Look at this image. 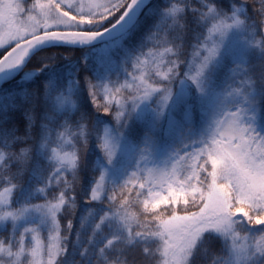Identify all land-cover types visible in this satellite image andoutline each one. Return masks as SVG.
I'll use <instances>...</instances> for the list:
<instances>
[{
  "label": "snow or ice",
  "instance_id": "obj_1",
  "mask_svg": "<svg viewBox=\"0 0 264 264\" xmlns=\"http://www.w3.org/2000/svg\"><path fill=\"white\" fill-rule=\"evenodd\" d=\"M255 4L0 0V264H264Z\"/></svg>",
  "mask_w": 264,
  "mask_h": 264
},
{
  "label": "trees",
  "instance_id": "obj_2",
  "mask_svg": "<svg viewBox=\"0 0 264 264\" xmlns=\"http://www.w3.org/2000/svg\"><path fill=\"white\" fill-rule=\"evenodd\" d=\"M256 6H258V5L255 4V0H249V14L250 15L253 14L251 12V8L252 7H256ZM71 55L76 56V55H78V53H72ZM0 56H1V54H0ZM31 67H32V65H29V68H31ZM27 70L28 69H25V71H27ZM259 71H260V69L257 68V72H259ZM17 79H19V77H17ZM113 79H115V76L113 77ZM121 79H123V77H121ZM34 86L35 85H32L30 83L27 84V85H25V87H27L29 90H31ZM4 87L5 88H13V89H15L17 87L16 81H12L10 84L4 85ZM81 101H82V103H84L85 105H87L90 110H94V109L91 108V101H90L89 98L86 97V95H84V96L81 97ZM100 112L102 113L103 112V109H100ZM14 119L16 120L17 123H19L21 125V127L23 126V117H22V115L20 113H15L14 114ZM88 149H89V155L94 156L96 154V148H95V146H94V144H93V142L91 140L89 141ZM33 202L34 203H42L43 201L42 200H35ZM80 210H82V206H81V209ZM67 218L70 219L72 217L68 216ZM65 223H66V219H62L61 220V224L63 225ZM76 223L77 222L74 220V224H76ZM9 231H10V229H9ZM7 234H8L7 232H0V238H3L5 236H7ZM41 238L44 239L45 240V243H46L47 242V233L46 232H42L41 233Z\"/></svg>",
  "mask_w": 264,
  "mask_h": 264
},
{
  "label": "rangeland",
  "instance_id": "obj_3",
  "mask_svg": "<svg viewBox=\"0 0 264 264\" xmlns=\"http://www.w3.org/2000/svg\"><path fill=\"white\" fill-rule=\"evenodd\" d=\"M29 2H31V0H29ZM14 46V45H13ZM7 49H9V48H7V46H5V48H0V52H2V51H6Z\"/></svg>",
  "mask_w": 264,
  "mask_h": 264
},
{
  "label": "bare ground",
  "instance_id": "obj_4",
  "mask_svg": "<svg viewBox=\"0 0 264 264\" xmlns=\"http://www.w3.org/2000/svg\"><path fill=\"white\" fill-rule=\"evenodd\" d=\"M0 54H1L0 57H2L5 54V51L0 52Z\"/></svg>",
  "mask_w": 264,
  "mask_h": 264
},
{
  "label": "water",
  "instance_id": "obj_5",
  "mask_svg": "<svg viewBox=\"0 0 264 264\" xmlns=\"http://www.w3.org/2000/svg\"><path fill=\"white\" fill-rule=\"evenodd\" d=\"M10 51V50H9Z\"/></svg>",
  "mask_w": 264,
  "mask_h": 264
}]
</instances>
